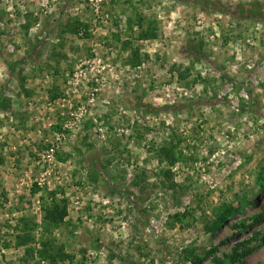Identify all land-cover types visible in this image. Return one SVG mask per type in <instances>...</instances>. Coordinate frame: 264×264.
<instances>
[{
  "label": "rangeland",
  "instance_id": "rangeland-1",
  "mask_svg": "<svg viewBox=\"0 0 264 264\" xmlns=\"http://www.w3.org/2000/svg\"><path fill=\"white\" fill-rule=\"evenodd\" d=\"M206 9L0 0V264H264V20Z\"/></svg>",
  "mask_w": 264,
  "mask_h": 264
},
{
  "label": "trees",
  "instance_id": "trees-1",
  "mask_svg": "<svg viewBox=\"0 0 264 264\" xmlns=\"http://www.w3.org/2000/svg\"><path fill=\"white\" fill-rule=\"evenodd\" d=\"M187 1H189V3H191V4H197L198 6L204 8V9L214 8V9H219L222 13L245 16V17H248L251 19H253L255 17H259V18H262L264 20V12L260 13L259 11L255 10V8L257 6L256 2L249 4L247 6H240V5L236 6L235 5V7H234L231 5H223L218 0L216 2L215 1L212 2L211 0H209V1L208 0H187ZM73 32H76V31L73 30ZM145 35L146 36L149 35V37H147V38H150V37L153 38L154 34H152L151 32L150 33L146 32ZM9 66H10V68H12L14 65H11V63H9ZM0 101H2L4 103L3 105L7 106V104H6L7 101L5 100L3 93L0 94ZM169 108L171 110H175L176 106L169 107ZM175 154H176L175 152H168L167 151V156L169 158H173L174 163L178 160V158H176ZM262 185L264 186V173H263V177H262ZM243 203H244V205H249V201L244 200ZM43 210L45 212V216H44V225H46L45 228H48L50 226L56 227L60 222H63L68 215L66 201H63V202L59 201L56 196H53L52 201L50 203L43 204ZM239 211H240L239 208L230 207L225 212L221 213V215L218 217V223L224 224L226 221L228 222V220H229L228 218L232 217L233 215H236L237 213H239ZM236 228L240 229L238 231V233L234 234L236 236H240L241 229H243V230L246 229V227H244V225L240 226V227L237 226ZM28 231L29 230H26L24 235H20L17 237L18 246L28 244L30 242L29 237H28L30 235V233ZM213 231L216 232L217 229L214 227ZM262 241L264 242V237H263ZM45 249H47V248H45ZM249 254H250V248L248 247V241H241L235 245V249L233 250V253L228 256V259L231 262H239V261L243 260ZM219 264H225V263L223 261H219Z\"/></svg>",
  "mask_w": 264,
  "mask_h": 264
}]
</instances>
